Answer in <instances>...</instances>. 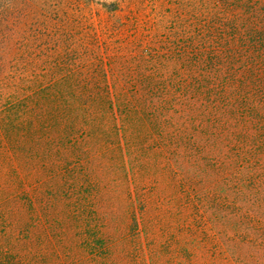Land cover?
I'll return each mask as SVG.
<instances>
[{
  "label": "rangeland",
  "instance_id": "1",
  "mask_svg": "<svg viewBox=\"0 0 264 264\" xmlns=\"http://www.w3.org/2000/svg\"><path fill=\"white\" fill-rule=\"evenodd\" d=\"M252 7L264 15V0L10 1L0 264H264L261 225L220 193L216 163L150 116L192 83L207 26Z\"/></svg>",
  "mask_w": 264,
  "mask_h": 264
},
{
  "label": "trees",
  "instance_id": "2",
  "mask_svg": "<svg viewBox=\"0 0 264 264\" xmlns=\"http://www.w3.org/2000/svg\"><path fill=\"white\" fill-rule=\"evenodd\" d=\"M10 1L0 0V18ZM211 25L205 47L194 60L192 83L165 89L170 102L181 109L170 114L172 104L163 101L150 116L153 128L170 129L190 153L201 150V158L216 163L220 193L251 217L256 228L261 225L262 234L251 227L260 238L264 236V15L252 7L247 18L220 19ZM195 161L190 157L186 163ZM199 172L196 166L188 179ZM253 236L249 238L258 239Z\"/></svg>",
  "mask_w": 264,
  "mask_h": 264
}]
</instances>
